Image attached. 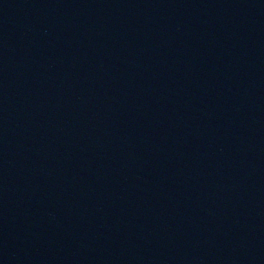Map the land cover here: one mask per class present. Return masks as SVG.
I'll use <instances>...</instances> for the list:
<instances>
[{"label": "water", "instance_id": "95a60500", "mask_svg": "<svg viewBox=\"0 0 264 264\" xmlns=\"http://www.w3.org/2000/svg\"><path fill=\"white\" fill-rule=\"evenodd\" d=\"M63 264H264V0H62Z\"/></svg>", "mask_w": 264, "mask_h": 264}]
</instances>
